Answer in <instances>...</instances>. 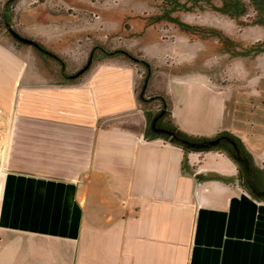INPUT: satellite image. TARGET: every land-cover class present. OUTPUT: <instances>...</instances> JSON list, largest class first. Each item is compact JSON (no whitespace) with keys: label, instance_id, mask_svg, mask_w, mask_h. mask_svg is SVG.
<instances>
[{"label":"crops","instance_id":"0c3cea01","mask_svg":"<svg viewBox=\"0 0 264 264\" xmlns=\"http://www.w3.org/2000/svg\"><path fill=\"white\" fill-rule=\"evenodd\" d=\"M48 22V50L0 34V264H264V200L236 164L137 130L136 73L118 60L52 73L35 50L60 69L65 35ZM178 72L162 87L172 123L231 132L264 171V115L228 109L234 94L205 69Z\"/></svg>","mask_w":264,"mask_h":264},{"label":"rangeland","instance_id":"374dc122","mask_svg":"<svg viewBox=\"0 0 264 264\" xmlns=\"http://www.w3.org/2000/svg\"><path fill=\"white\" fill-rule=\"evenodd\" d=\"M5 1L0 0V7ZM47 19L55 30L61 25L65 35L64 52L57 54L60 69L51 65L54 60L49 56L35 53L48 62L52 73L61 70L64 79L87 64L93 49L94 60H118L134 69L138 96L144 74L141 65L118 54L106 55L127 51L151 63L154 87L152 91L146 87L144 102H138L142 123L137 130L144 131L148 139L153 137L152 120L164 103L168 105L162 87L178 70L205 69L212 81L221 84L220 89L234 94L228 109L237 107L238 116L258 120L264 115V2L260 0H16L12 30L41 47V31L47 29L41 23ZM27 31L33 36L28 37ZM0 32L18 43L2 29ZM167 121L164 118L161 125L167 126ZM220 148L224 154L230 153ZM254 169L264 182L263 170ZM238 175L240 180L242 175Z\"/></svg>","mask_w":264,"mask_h":264},{"label":"trees","instance_id":"16d2710c","mask_svg":"<svg viewBox=\"0 0 264 264\" xmlns=\"http://www.w3.org/2000/svg\"><path fill=\"white\" fill-rule=\"evenodd\" d=\"M16 0H6L5 3L0 7V28L6 30L9 28L10 19H11V11L12 6ZM264 2V0H260ZM124 57H126L131 62H134L136 65H141L144 69L143 79L140 82L139 94H138V102L141 104L144 102L145 89L147 86V82L149 81L152 75L151 63L139 56H134L129 52H120ZM111 55H115L114 53ZM85 72V71H84ZM171 113L168 105L165 103L161 106L157 122L155 124L150 125V133L153 135L152 139L161 137L165 139V141L170 144L181 148V151L186 158L187 154L191 152H207V151H220L222 152L220 147H224L229 154H226L230 160H232L236 166L237 170L240 172L241 164L239 159H243L248 166V169L255 168L253 159L251 155L247 152L246 147L240 141L239 138L233 136L231 132L223 131L217 134L212 138H203L198 136H190L183 133L179 130L171 121ZM164 118H168L167 126L161 125V122ZM160 128L163 130L160 131ZM220 141L224 144H220ZM224 153V152H222ZM231 154V156H230ZM263 182V181H262ZM264 183V182H263ZM252 196V195H251ZM255 199H258L254 197Z\"/></svg>","mask_w":264,"mask_h":264},{"label":"flooded vegetation","instance_id":"af4514ba","mask_svg":"<svg viewBox=\"0 0 264 264\" xmlns=\"http://www.w3.org/2000/svg\"><path fill=\"white\" fill-rule=\"evenodd\" d=\"M16 3V1L14 2V4ZM14 4H13V6H14ZM13 6H12V8H13ZM12 12H13V9H12V11H11V19H10V25H9V28L8 29H6V30H3L2 28H0V29H2L3 31H5L7 34H9L11 37H12V35L10 34V29L12 30L13 28H12ZM12 31H14V30H12ZM15 32V31H14ZM17 33V32H16ZM0 34H2L1 32H0ZM5 36V35H4ZM6 38H7V36H5ZM22 37V36H21ZM13 38V37H12ZM23 38H25V37H23ZM15 41H17L19 44H21V45H23L22 43H20L18 40H16L15 38H13ZM27 39H29V38H27ZM30 40H32V39H30ZM39 49L40 50H42L43 51V49L39 46ZM92 51H94L93 49H91L90 50V53H89V57H88V61H87V64H85L84 66H83V68L82 69H80L79 70V72H77V73H75L74 75H72V76H70L69 78L70 79H75V78H77V77H79L84 71L86 72L87 71V69H88V67L90 66V64H92L95 60H94V52H92ZM120 52H123V51H118V50H116V51H114V52H109V53H107V55H106V57H109V58H111V57H113L114 55H111V54H115V55H121V56H123L122 54H120ZM125 52H127V51H125ZM130 53V52H129ZM105 57V58H106ZM152 74H153V71H152ZM151 77H152V75H151ZM151 77H150V79H151ZM149 79V80H150ZM149 83V81L147 82V84ZM147 87V86H146ZM157 119H158V117H155L153 120H152V124H155L156 122H157ZM161 130H163L162 128H160V131ZM220 144H224L223 142H221L220 141ZM239 162H240V166H241V168H240V172L238 171V174L239 175H242V178H240V180H241V183H243L242 185H244V186H246V189L248 190L247 192L250 194V195H252L253 197H256V198H258V199H262V200H264V189H262L261 188V186H263V183H262V179H261V177H260V175L258 174H256L255 173V169H254V167L253 168H251V169H248V166H247V163L243 160V159H239ZM254 166H255V164H254ZM256 167V166H255ZM257 168V167H256ZM263 170V169H262ZM264 172V171H263ZM238 175V176H239Z\"/></svg>","mask_w":264,"mask_h":264},{"label":"water","instance_id":"95a60500","mask_svg":"<svg viewBox=\"0 0 264 264\" xmlns=\"http://www.w3.org/2000/svg\"><path fill=\"white\" fill-rule=\"evenodd\" d=\"M10 34L12 35L13 38L18 40L20 43L29 44V45H32L35 48L39 49V45L36 43V41L30 40V39H27V38H23L18 33L12 31L11 29H10ZM238 182L241 183V180H238Z\"/></svg>","mask_w":264,"mask_h":264}]
</instances>
